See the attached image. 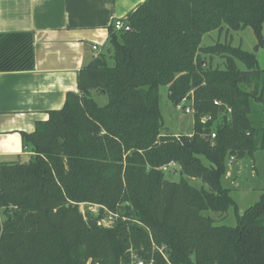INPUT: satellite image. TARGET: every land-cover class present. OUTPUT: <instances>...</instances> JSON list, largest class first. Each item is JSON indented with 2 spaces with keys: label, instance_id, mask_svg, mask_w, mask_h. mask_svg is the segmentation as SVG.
Returning a JSON list of instances; mask_svg holds the SVG:
<instances>
[{
  "label": "trees",
  "instance_id": "trees-1",
  "mask_svg": "<svg viewBox=\"0 0 264 264\" xmlns=\"http://www.w3.org/2000/svg\"><path fill=\"white\" fill-rule=\"evenodd\" d=\"M123 22L78 92L21 133L27 160L0 164V264H264V190L239 214L223 185L227 158L264 151V69L240 46L201 45L250 27L262 46L264 0H145ZM163 86L174 106L188 100L190 134L163 132ZM171 162L178 180L161 169ZM79 203L117 220L99 226ZM230 209L234 226L205 214Z\"/></svg>",
  "mask_w": 264,
  "mask_h": 264
},
{
  "label": "crops",
  "instance_id": "crops-1",
  "mask_svg": "<svg viewBox=\"0 0 264 264\" xmlns=\"http://www.w3.org/2000/svg\"><path fill=\"white\" fill-rule=\"evenodd\" d=\"M144 1L0 0V164L30 155L21 133L78 92V72L106 50L111 25Z\"/></svg>",
  "mask_w": 264,
  "mask_h": 264
},
{
  "label": "rangeland",
  "instance_id": "rangeland-1",
  "mask_svg": "<svg viewBox=\"0 0 264 264\" xmlns=\"http://www.w3.org/2000/svg\"><path fill=\"white\" fill-rule=\"evenodd\" d=\"M262 34L264 36V25L262 28ZM216 43H230L233 46H240L243 50L252 52L257 59V66L260 69H264V44L262 46L257 45V39L253 30L250 27H246L240 30H228L223 28L221 30H214L205 34L202 38L201 45L208 46ZM107 48V45L105 49ZM104 49V50H105ZM200 59L204 62V65L208 63L212 67H223L224 59L221 56L210 57L208 55H200ZM241 66V65H240ZM94 97L100 104H104L106 99L94 93ZM159 106L163 115V132L173 134H190L193 131V114L192 110L186 112L185 109L188 105V100L183 101L179 106H174L168 98V90L166 86H163L159 90ZM187 105V106H186ZM185 106V108H184ZM215 125V124H214ZM27 160L23 157L22 161ZM227 161V173L223 178V185L230 189V195L237 204V212L241 214L246 208L254 204L260 194L264 190V151L259 150L254 153L253 157H245L242 159H236L234 156H230ZM177 169V165L172 166L168 172L167 177L174 180H178L179 176H172L171 173ZM187 178L189 183L195 187L206 185L201 182L200 179ZM106 210H101L99 216L106 218ZM205 214H209L216 224H224L234 226L236 224L235 212L233 209L228 210L226 213L208 211ZM135 259L137 257L134 255ZM136 262L132 263L135 264Z\"/></svg>",
  "mask_w": 264,
  "mask_h": 264
},
{
  "label": "built area",
  "instance_id": "built-area-1",
  "mask_svg": "<svg viewBox=\"0 0 264 264\" xmlns=\"http://www.w3.org/2000/svg\"><path fill=\"white\" fill-rule=\"evenodd\" d=\"M113 25H114V28L117 30L125 27L124 22L121 19L115 20ZM92 49L95 51L99 50L97 45H93ZM177 107H180V106L178 105ZM205 120H206V118H203V121H205ZM214 136H215V134L212 133L211 137L213 138ZM172 166H175V163L171 162L167 165H164L161 169L165 174H168V172ZM103 209L107 211L106 218H101L99 216V212H101V210H103ZM78 210L85 219L89 215L97 218V225L103 226V227H112L114 225V223L116 222L117 217H118V215L116 213H113L104 207H101V206L96 205V204H91V203H79Z\"/></svg>",
  "mask_w": 264,
  "mask_h": 264
},
{
  "label": "water",
  "instance_id": "water-1",
  "mask_svg": "<svg viewBox=\"0 0 264 264\" xmlns=\"http://www.w3.org/2000/svg\"><path fill=\"white\" fill-rule=\"evenodd\" d=\"M124 30L126 31V32H129V31H131V27L129 26V25H126L125 27H124ZM205 63L203 62V65H204ZM189 108H190V105H188L187 107H186V109H185V111L187 112L188 110H189ZM121 264H126V263H121ZM136 264H144V261H143V259L141 258V257H139L138 259H137V262H136Z\"/></svg>",
  "mask_w": 264,
  "mask_h": 264
}]
</instances>
